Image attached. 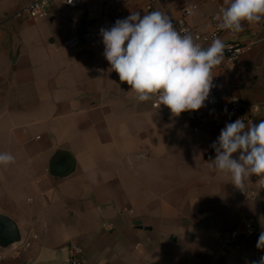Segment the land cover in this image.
<instances>
[{"label":"crops","instance_id":"obj_1","mask_svg":"<svg viewBox=\"0 0 264 264\" xmlns=\"http://www.w3.org/2000/svg\"><path fill=\"white\" fill-rule=\"evenodd\" d=\"M30 1L0 0V152L16 157L0 165V211L37 238L0 252V264H71L72 245L81 264H246L264 231V188L255 201L239 196L230 176L211 171V145L232 98L264 105V45L215 67L204 120L189 119L138 101L103 55L100 29L149 13V0H83L78 9L56 1L45 19L15 18ZM186 5L198 7L194 15L183 16ZM224 6L159 0L150 12L170 16L177 31L184 21L205 32ZM79 9L85 14L70 18ZM86 28L94 39L64 45ZM255 37H264L260 22L221 39ZM262 119L264 109L252 122ZM61 152L75 162L68 176L50 168ZM250 218L256 234L224 253L221 236Z\"/></svg>","mask_w":264,"mask_h":264},{"label":"clouds","instance_id":"obj_2","mask_svg":"<svg viewBox=\"0 0 264 264\" xmlns=\"http://www.w3.org/2000/svg\"><path fill=\"white\" fill-rule=\"evenodd\" d=\"M224 4L214 17L218 30L236 35L246 25L264 20V0H224ZM188 13L194 15V9ZM100 35L110 70L130 86L135 98L154 100L157 107L164 105L176 116L205 106L213 87L212 70L223 62L227 48L219 37L202 47L190 33L178 32L172 18L160 11L143 16L131 12L111 28H101ZM211 147L215 150L211 171L230 176L238 190L245 192V181L253 175L264 180V119L227 123ZM15 159L9 152H0V165L7 167ZM256 247L264 250V231ZM252 264H264V256Z\"/></svg>","mask_w":264,"mask_h":264},{"label":"built area","instance_id":"obj_3","mask_svg":"<svg viewBox=\"0 0 264 264\" xmlns=\"http://www.w3.org/2000/svg\"><path fill=\"white\" fill-rule=\"evenodd\" d=\"M56 1H58L63 7L67 9H78L82 6L83 3V0H73L71 4L66 3L65 0H31L27 5H25L19 11H17L14 14V17L34 19V20L45 19L49 16L51 5ZM123 1L131 2L133 0H123ZM158 1L159 0H149L145 7L146 11L150 12L153 8V5ZM190 8H193L194 12H196L198 9L196 5L184 6L182 9V13L184 17L191 16L188 13V9ZM221 8L222 7H220L219 10ZM215 16L212 17L213 28L210 31L200 32L195 29L189 28L184 21H180V23L177 25L178 32H181V34L190 33L193 36L196 43L200 44L202 47H207L212 42L214 37H219L221 39V36L225 33L232 34L229 31L218 30L216 28V24L218 22L214 19ZM115 21H111L110 23L111 27L114 25ZM260 26L264 30V20L260 22ZM95 37L96 36L93 33L85 32L82 33L81 37H76L70 41H66L64 45L69 48H73L79 43L83 41H90ZM259 44L264 45V37L263 38L255 37L246 44L226 43L227 48L224 52V60L233 63L237 61L244 53L251 51L255 46ZM212 75L214 76L213 87L211 89L208 100L205 101V105L210 99L214 97L215 86L219 81V77L216 76L213 71H212ZM152 108L155 110H170L164 105H160V107H157L156 104L154 103V100H152ZM263 109H264V105L244 104L240 99L232 98L230 100L229 115H228L229 119L227 123L234 122L238 118L243 119L245 123L252 122L254 118L262 112ZM203 110H204V106L199 110L182 112L180 115L189 119L201 118L202 120H204ZM214 158H215V150L212 155V159ZM263 188H264V180H261L255 175L252 176L249 185L246 186L245 192L238 190L234 186V190L239 196L251 201L257 200ZM256 232H257L256 220L253 218L245 220L242 223L241 228L239 230L226 232L221 236V241L223 243L222 245L223 252L228 253L233 251L234 249H237L238 243L240 242L242 237L243 239H250L256 234ZM36 238H37L36 236H31L30 238H27L25 243L19 250L21 249L25 250L29 248L31 245V240ZM70 251H71L70 263L81 264V255H82L81 247L72 245ZM261 256H264V250H259V249L254 250L251 254L246 255L244 257V262L246 264H252L253 261H258Z\"/></svg>","mask_w":264,"mask_h":264},{"label":"water","instance_id":"obj_4","mask_svg":"<svg viewBox=\"0 0 264 264\" xmlns=\"http://www.w3.org/2000/svg\"><path fill=\"white\" fill-rule=\"evenodd\" d=\"M61 152L51 161V171L56 173L60 169L63 175L68 176L75 169L74 160L68 159ZM27 239V233L23 231L19 223L11 216L0 211V252L6 254L9 251L19 250ZM243 239V237H242Z\"/></svg>","mask_w":264,"mask_h":264},{"label":"rangeland","instance_id":"obj_5","mask_svg":"<svg viewBox=\"0 0 264 264\" xmlns=\"http://www.w3.org/2000/svg\"><path fill=\"white\" fill-rule=\"evenodd\" d=\"M83 14H85V9H79V10H77L76 12H73V13H71V16H70V18H75V17H78V16H82ZM38 23V22H37ZM86 31L88 32L89 31V28H86ZM57 43H59V42H61V40H59V39H57V41H56ZM169 114V113H168ZM21 250H23V249H21ZM235 251H236V249H234ZM233 250V251H234ZM24 251V250H23Z\"/></svg>","mask_w":264,"mask_h":264}]
</instances>
